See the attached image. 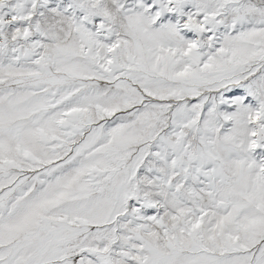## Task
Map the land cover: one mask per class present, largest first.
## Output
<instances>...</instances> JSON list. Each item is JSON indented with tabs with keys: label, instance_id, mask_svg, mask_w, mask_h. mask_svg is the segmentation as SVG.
<instances>
[{
	"label": "snow or ice",
	"instance_id": "1",
	"mask_svg": "<svg viewBox=\"0 0 264 264\" xmlns=\"http://www.w3.org/2000/svg\"><path fill=\"white\" fill-rule=\"evenodd\" d=\"M0 264H264V0H0Z\"/></svg>",
	"mask_w": 264,
	"mask_h": 264
}]
</instances>
